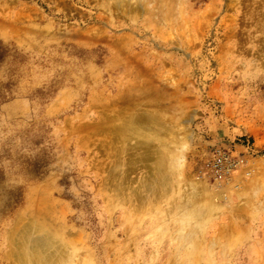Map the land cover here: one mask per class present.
I'll list each match as a JSON object with an SVG mask.
<instances>
[{
	"label": "rangeland",
	"instance_id": "1",
	"mask_svg": "<svg viewBox=\"0 0 264 264\" xmlns=\"http://www.w3.org/2000/svg\"><path fill=\"white\" fill-rule=\"evenodd\" d=\"M115 1L0 0V264L29 224L71 264H264V0ZM133 114L161 138L97 132ZM245 139L249 179L196 180Z\"/></svg>",
	"mask_w": 264,
	"mask_h": 264
},
{
	"label": "bare ground",
	"instance_id": "2",
	"mask_svg": "<svg viewBox=\"0 0 264 264\" xmlns=\"http://www.w3.org/2000/svg\"><path fill=\"white\" fill-rule=\"evenodd\" d=\"M115 5H116L115 7L119 9L121 8L124 9L128 7V3L126 2V0H116ZM120 45H121L120 41H118L115 44V46H118V47ZM131 56H132L131 58L129 57L130 61H132L135 66H138L140 63L139 57L135 53H132ZM132 77L136 79V77L138 78L139 75L135 71L133 72ZM102 115L104 116L105 114H102ZM102 120L104 119L100 118V121ZM149 123H150L149 118L145 114L125 115L123 118V123L121 127L119 126L114 127L113 124L107 125L106 123H101L97 128V132L99 134L108 132L110 137H113L115 135L119 139L120 142H123L122 143V149H123L127 142V135L133 133V130H135L133 126L139 129H142V133H146V136L148 137L150 135H153L157 137V139H160L161 135L163 134L162 131L159 129L160 125L156 124L157 129L154 130V129L148 128ZM142 136L144 135L142 134ZM127 150H128V147L126 144L124 151H127ZM162 156L163 155L161 151L156 153V160L157 162L158 161L161 162V167L164 162V158ZM151 160L152 159L150 158L149 151H146L145 153L141 155V157H139V162L143 166L145 164L147 165ZM132 162H134V160ZM54 206L56 205L54 204ZM26 224H28V222ZM35 226L37 227L38 225H35ZM65 231H68V230H65ZM67 234H70V233L67 232ZM64 235H63V238H65L66 236ZM70 235L73 236L72 233ZM68 237L69 235L67 236V238ZM9 239H10V244L12 245V251L10 252L7 258L14 257V260H15L14 263L16 264L17 263L18 264H71L70 263L71 253L69 252L68 248L66 246L64 247L59 246L57 244L58 242L55 239V237L50 235L49 232L48 233L44 232L40 227L35 228L34 226H31L30 224L26 225L23 229L21 228V230L19 231H12L9 234ZM75 259H77V257H75ZM78 260H77V264L78 263L80 264L79 262L80 260L79 261Z\"/></svg>",
	"mask_w": 264,
	"mask_h": 264
},
{
	"label": "built area",
	"instance_id": "3",
	"mask_svg": "<svg viewBox=\"0 0 264 264\" xmlns=\"http://www.w3.org/2000/svg\"><path fill=\"white\" fill-rule=\"evenodd\" d=\"M243 148L244 151H237L231 146L211 148L194 172L196 180L221 189L232 184L235 177L249 179L255 171L254 154L249 142H245Z\"/></svg>",
	"mask_w": 264,
	"mask_h": 264
},
{
	"label": "crops",
	"instance_id": "4",
	"mask_svg": "<svg viewBox=\"0 0 264 264\" xmlns=\"http://www.w3.org/2000/svg\"><path fill=\"white\" fill-rule=\"evenodd\" d=\"M245 142H249V144H251V147H252V151H253V154H254V157H253V161H255L256 160V158H258L257 157V154H258V152H260L259 151V149H257L256 147H255V142H250L249 140H247V139H245V140H238L237 141V143H233V145L231 146V147H233L235 150H237V151H244V148H243V144H245ZM217 147V146H216ZM212 148H214V147H212ZM255 163V162H254Z\"/></svg>",
	"mask_w": 264,
	"mask_h": 264
}]
</instances>
